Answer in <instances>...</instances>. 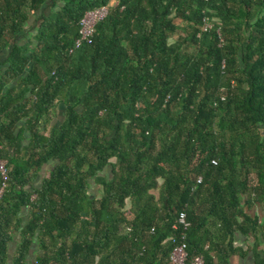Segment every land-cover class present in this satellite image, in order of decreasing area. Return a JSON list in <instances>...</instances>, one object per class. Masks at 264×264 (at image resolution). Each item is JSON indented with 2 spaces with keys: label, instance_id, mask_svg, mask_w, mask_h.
Masks as SVG:
<instances>
[{
  "label": "trees",
  "instance_id": "trees-1",
  "mask_svg": "<svg viewBox=\"0 0 264 264\" xmlns=\"http://www.w3.org/2000/svg\"><path fill=\"white\" fill-rule=\"evenodd\" d=\"M0 161V264H264V0H0Z\"/></svg>",
  "mask_w": 264,
  "mask_h": 264
},
{
  "label": "built area",
  "instance_id": "built-area-1",
  "mask_svg": "<svg viewBox=\"0 0 264 264\" xmlns=\"http://www.w3.org/2000/svg\"><path fill=\"white\" fill-rule=\"evenodd\" d=\"M119 0H110V5H115ZM108 13V6L90 11L86 13L84 18L81 21L80 28V37L76 41V47L80 46L82 42H91V37L94 33L95 25L103 20ZM211 24L206 23L204 30L211 28ZM6 162L0 161V180L2 181V187L0 189V196L2 194L5 179H6ZM197 183H200V179L197 180ZM178 224L186 229L189 226V223L186 221V215L184 212H180L178 216ZM187 252H186V243L184 242V235L181 239V242L177 244L171 252L170 261L172 264H186ZM191 264H204L202 257H195Z\"/></svg>",
  "mask_w": 264,
  "mask_h": 264
},
{
  "label": "crops",
  "instance_id": "crops-1",
  "mask_svg": "<svg viewBox=\"0 0 264 264\" xmlns=\"http://www.w3.org/2000/svg\"><path fill=\"white\" fill-rule=\"evenodd\" d=\"M232 264H251V262L247 260H241L239 257H232L231 258Z\"/></svg>",
  "mask_w": 264,
  "mask_h": 264
}]
</instances>
